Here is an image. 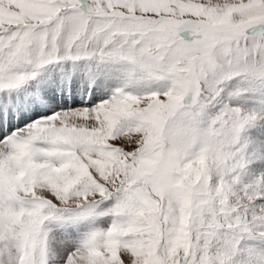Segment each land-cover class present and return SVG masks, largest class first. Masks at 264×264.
<instances>
[{
	"label": "snow or ice",
	"instance_id": "6c2138e0",
	"mask_svg": "<svg viewBox=\"0 0 264 264\" xmlns=\"http://www.w3.org/2000/svg\"><path fill=\"white\" fill-rule=\"evenodd\" d=\"M0 264H264V0H0Z\"/></svg>",
	"mask_w": 264,
	"mask_h": 264
}]
</instances>
